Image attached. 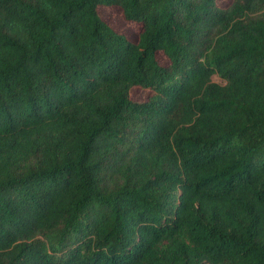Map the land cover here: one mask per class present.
<instances>
[{
  "label": "trees",
  "instance_id": "obj_1",
  "mask_svg": "<svg viewBox=\"0 0 264 264\" xmlns=\"http://www.w3.org/2000/svg\"><path fill=\"white\" fill-rule=\"evenodd\" d=\"M0 264H264V0H0Z\"/></svg>",
  "mask_w": 264,
  "mask_h": 264
},
{
  "label": "rangeland",
  "instance_id": "obj_2",
  "mask_svg": "<svg viewBox=\"0 0 264 264\" xmlns=\"http://www.w3.org/2000/svg\"><path fill=\"white\" fill-rule=\"evenodd\" d=\"M230 0H218V3L222 6L227 5ZM100 16L115 30L125 34L132 41H137L138 35L141 30V24L139 22H128L123 16L121 9L118 6L101 5L98 8ZM158 59L161 64L168 63V59L162 54L158 53ZM148 91L140 88H133L131 90V97L136 101H143L147 99Z\"/></svg>",
  "mask_w": 264,
  "mask_h": 264
}]
</instances>
